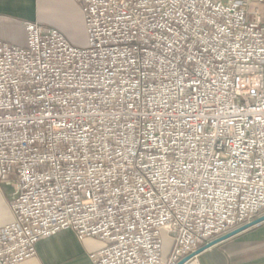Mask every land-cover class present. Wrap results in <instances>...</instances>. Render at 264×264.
Here are the masks:
<instances>
[{"label": "built area", "instance_id": "2783aa9c", "mask_svg": "<svg viewBox=\"0 0 264 264\" xmlns=\"http://www.w3.org/2000/svg\"><path fill=\"white\" fill-rule=\"evenodd\" d=\"M71 1L84 47L0 39V264L63 230L92 264H176L264 215V0Z\"/></svg>", "mask_w": 264, "mask_h": 264}, {"label": "crops", "instance_id": "0c3cea01", "mask_svg": "<svg viewBox=\"0 0 264 264\" xmlns=\"http://www.w3.org/2000/svg\"><path fill=\"white\" fill-rule=\"evenodd\" d=\"M22 22L56 28L72 45H86L83 16L71 0H0V39L24 45ZM8 192L9 187L0 186V227L13 219L6 199ZM102 245L94 239L79 242L72 230H63L39 241L35 254L24 264H92L89 254ZM196 260L197 264H264V222L204 250Z\"/></svg>", "mask_w": 264, "mask_h": 264}, {"label": "water", "instance_id": "95a60500", "mask_svg": "<svg viewBox=\"0 0 264 264\" xmlns=\"http://www.w3.org/2000/svg\"><path fill=\"white\" fill-rule=\"evenodd\" d=\"M263 222H264V215H261L260 217L256 218L254 221L247 223L246 225H244L242 227L236 228V229L232 230L231 232L224 234L221 237H218L216 240L203 245V247L196 250L195 253L190 254L188 257L184 258L183 260L179 261L176 264H184V263L188 262L189 259H191L192 257L200 255L201 253H203L204 250L209 249V248L214 247V246H217L218 244L231 239L232 237L246 231L249 228L255 227L257 225H261V223H263Z\"/></svg>", "mask_w": 264, "mask_h": 264}, {"label": "snow or ice", "instance_id": "6c2138e0", "mask_svg": "<svg viewBox=\"0 0 264 264\" xmlns=\"http://www.w3.org/2000/svg\"><path fill=\"white\" fill-rule=\"evenodd\" d=\"M125 18L127 19L128 17H125ZM169 50L173 52L174 57L176 56L177 52L179 51L178 49H169ZM186 51L188 53L186 61L184 59V55H185L184 53H180V57H179L181 64L184 65V73H181V75L187 74L190 78L198 79L199 76L201 75V73L196 71L197 64H194L193 61H199L200 57L193 56L191 54L190 50H186ZM189 67L191 68L190 72L188 71ZM178 183H179V181H178ZM177 191H179V189H177Z\"/></svg>", "mask_w": 264, "mask_h": 264}, {"label": "rangeland", "instance_id": "374dc122", "mask_svg": "<svg viewBox=\"0 0 264 264\" xmlns=\"http://www.w3.org/2000/svg\"><path fill=\"white\" fill-rule=\"evenodd\" d=\"M164 238V244H163V257L166 258L167 257V251H169L170 249V239L167 238V236L163 235Z\"/></svg>", "mask_w": 264, "mask_h": 264}]
</instances>
